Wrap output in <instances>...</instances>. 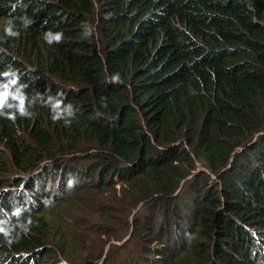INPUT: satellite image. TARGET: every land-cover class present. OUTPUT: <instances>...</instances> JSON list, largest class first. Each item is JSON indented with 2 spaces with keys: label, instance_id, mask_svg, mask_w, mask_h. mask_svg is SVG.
<instances>
[{
  "label": "trees",
  "instance_id": "1",
  "mask_svg": "<svg viewBox=\"0 0 264 264\" xmlns=\"http://www.w3.org/2000/svg\"><path fill=\"white\" fill-rule=\"evenodd\" d=\"M16 2L0 264H264V0Z\"/></svg>",
  "mask_w": 264,
  "mask_h": 264
},
{
  "label": "clouds",
  "instance_id": "2",
  "mask_svg": "<svg viewBox=\"0 0 264 264\" xmlns=\"http://www.w3.org/2000/svg\"><path fill=\"white\" fill-rule=\"evenodd\" d=\"M22 3H23V0H17V2L15 3V5L12 6V9L15 10V8L17 6H19V5H21ZM28 6H29V4L26 5V7H28ZM92 31H95V29L93 28ZM4 34L8 35V33H4ZM158 40H160V39H158ZM126 44L127 43H124L123 44V45H125L124 48H126V46H127ZM3 53L8 54V50H7V48H5V47H3V46L0 45V58L1 59H2ZM12 57H14L16 60H15V62H12L11 65L5 67V74L6 75L2 79L3 82H4V84H15V83H19V80H20V76L19 75H21L22 71L25 70V69H27V70L30 69L32 72L36 71L33 67H31L28 64L29 61H23L21 63L22 66H18V67L15 66V63H17V58L14 55H12ZM3 99H4V97H0V103L3 102ZM60 264H66V263L65 262H62Z\"/></svg>",
  "mask_w": 264,
  "mask_h": 264
},
{
  "label": "rangeland",
  "instance_id": "3",
  "mask_svg": "<svg viewBox=\"0 0 264 264\" xmlns=\"http://www.w3.org/2000/svg\"><path fill=\"white\" fill-rule=\"evenodd\" d=\"M2 26V25H1ZM1 26H0V28H1ZM43 88V86H41V87H39V89H42Z\"/></svg>",
  "mask_w": 264,
  "mask_h": 264
}]
</instances>
